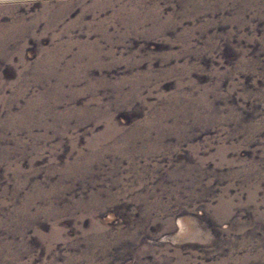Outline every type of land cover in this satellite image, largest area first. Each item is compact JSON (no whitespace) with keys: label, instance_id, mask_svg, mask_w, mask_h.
<instances>
[{"label":"rangeland","instance_id":"1","mask_svg":"<svg viewBox=\"0 0 264 264\" xmlns=\"http://www.w3.org/2000/svg\"><path fill=\"white\" fill-rule=\"evenodd\" d=\"M0 264H264V0H0Z\"/></svg>","mask_w":264,"mask_h":264}]
</instances>
